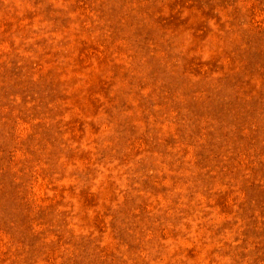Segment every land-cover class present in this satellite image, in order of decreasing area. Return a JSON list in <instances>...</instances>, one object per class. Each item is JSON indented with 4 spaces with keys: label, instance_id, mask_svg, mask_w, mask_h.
Here are the masks:
<instances>
[{
    "label": "rangeland",
    "instance_id": "rangeland-1",
    "mask_svg": "<svg viewBox=\"0 0 264 264\" xmlns=\"http://www.w3.org/2000/svg\"><path fill=\"white\" fill-rule=\"evenodd\" d=\"M0 264H264V0H0Z\"/></svg>",
    "mask_w": 264,
    "mask_h": 264
}]
</instances>
